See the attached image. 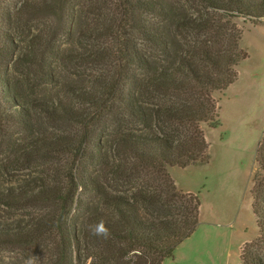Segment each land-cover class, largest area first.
<instances>
[{
  "label": "trees",
  "instance_id": "obj_1",
  "mask_svg": "<svg viewBox=\"0 0 264 264\" xmlns=\"http://www.w3.org/2000/svg\"><path fill=\"white\" fill-rule=\"evenodd\" d=\"M191 1L0 0V134L21 163L72 159L61 174L0 190V203L41 211L0 224V245L30 246L26 264H163L197 229L200 195L180 189L170 168L211 161L202 124L218 125L214 93L249 57L238 21L264 24V0ZM57 32L80 36L79 46L61 48ZM57 53L95 73L48 93L40 87L57 81ZM32 69L43 81L26 92L16 74L30 81ZM36 115L63 131L12 139L9 129ZM255 161L259 234L237 264H264V133Z\"/></svg>",
  "mask_w": 264,
  "mask_h": 264
},
{
  "label": "rangeland",
  "instance_id": "obj_2",
  "mask_svg": "<svg viewBox=\"0 0 264 264\" xmlns=\"http://www.w3.org/2000/svg\"><path fill=\"white\" fill-rule=\"evenodd\" d=\"M179 1L186 8L193 4L191 0ZM46 26L45 31L51 28L49 21ZM238 26L243 30L241 45L248 51L249 57L242 60L237 67L238 80L227 90L214 93L219 100L218 125L202 124L210 144L211 161L208 164L183 169L172 167V175L179 188L199 193L204 216L218 209L225 216L224 220L233 222L237 233L229 257L223 264L238 263L240 251L237 243L244 237L251 241L259 234L250 190L257 169L256 149L264 133V24L252 25L239 20ZM58 32L56 37L61 48L70 50L79 46L80 36L74 35L67 40L68 37H64L65 33ZM21 46H26V42L24 41ZM51 61L57 83L55 81L43 83L40 87L46 89L48 93L58 94L62 82H71L74 79L87 80L95 73L93 67L75 65L61 58L60 53L53 56ZM29 72L30 81L24 74L18 72L16 74L26 92L32 91L30 83L32 78L43 81L39 72L34 74V69ZM31 124L23 129L11 127L9 133L12 134V139L24 140L32 132L37 135L63 131L39 115L35 116ZM66 130L67 133H72L76 128L66 127ZM8 140L0 134V190L10 188L17 190L20 186L32 183L46 174L47 176L52 172L61 174L72 162L69 155H50L40 157L31 164L25 161L21 163L20 152L12 146L7 149ZM38 212H41L40 209L34 207L8 206L0 203V224H27L29 217ZM29 248V245H0V264H26L33 256V251Z\"/></svg>",
  "mask_w": 264,
  "mask_h": 264
},
{
  "label": "crops",
  "instance_id": "obj_3",
  "mask_svg": "<svg viewBox=\"0 0 264 264\" xmlns=\"http://www.w3.org/2000/svg\"><path fill=\"white\" fill-rule=\"evenodd\" d=\"M170 172L172 174V168ZM203 211L202 203L197 229L176 248L174 258L166 259L163 264H223L228 259L237 233L233 222L224 220L225 216L218 209L207 216ZM247 240L244 237L237 243L239 251Z\"/></svg>",
  "mask_w": 264,
  "mask_h": 264
}]
</instances>
